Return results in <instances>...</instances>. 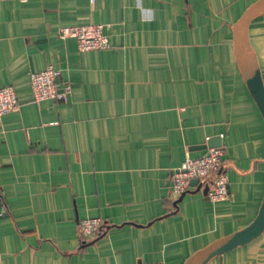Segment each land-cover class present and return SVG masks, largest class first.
Wrapping results in <instances>:
<instances>
[{"label": "crops", "instance_id": "obj_1", "mask_svg": "<svg viewBox=\"0 0 264 264\" xmlns=\"http://www.w3.org/2000/svg\"><path fill=\"white\" fill-rule=\"evenodd\" d=\"M256 1L0 0V87L18 100L0 116V264H264V227L235 239L264 196V119L233 42ZM85 24L107 48L58 35ZM248 39L264 86V12ZM47 66L66 101L34 100ZM215 136L228 198H207L214 174L171 197V171Z\"/></svg>", "mask_w": 264, "mask_h": 264}, {"label": "built area", "instance_id": "obj_2", "mask_svg": "<svg viewBox=\"0 0 264 264\" xmlns=\"http://www.w3.org/2000/svg\"><path fill=\"white\" fill-rule=\"evenodd\" d=\"M102 29L101 24L65 25L59 27L58 35L61 39H74L80 52L102 50L108 46L107 38ZM57 74L58 72L52 66H47L43 70L29 74V83L36 102L45 99L66 101V90L59 89L55 81ZM17 106L18 100L14 88L10 85L0 87V116L14 111ZM208 139L207 137L206 140ZM223 152L224 147L220 145L207 147L205 153L199 157H186L178 168L171 171L170 196L177 198L191 188V180L197 179L199 181L214 174L210 188L206 192L207 198L212 202L227 199L229 196L227 177L223 171H218ZM78 225L83 237H92L99 232L102 219L100 217L83 218ZM140 264L163 263L148 262Z\"/></svg>", "mask_w": 264, "mask_h": 264}, {"label": "water", "instance_id": "obj_3", "mask_svg": "<svg viewBox=\"0 0 264 264\" xmlns=\"http://www.w3.org/2000/svg\"><path fill=\"white\" fill-rule=\"evenodd\" d=\"M264 12V0H258L249 6L233 26L234 54L240 74L256 103L264 119V86L257 63L255 53L248 39V25L252 18ZM221 145L219 136L209 138L206 144L199 146L201 149L207 147H217ZM220 171V170H218ZM197 179L191 180L194 185ZM264 227V196L259 213L248 228L235 234V239L251 238ZM234 237V236H233Z\"/></svg>", "mask_w": 264, "mask_h": 264}]
</instances>
